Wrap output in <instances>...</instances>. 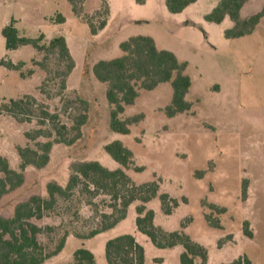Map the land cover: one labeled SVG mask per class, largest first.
I'll use <instances>...</instances> for the list:
<instances>
[{
    "label": "rangeland",
    "instance_id": "obj_1",
    "mask_svg": "<svg viewBox=\"0 0 264 264\" xmlns=\"http://www.w3.org/2000/svg\"><path fill=\"white\" fill-rule=\"evenodd\" d=\"M219 1L197 0L171 13L166 0H0V105L30 100L24 120L0 112V156L20 171L18 146L36 147L62 135L71 139L77 116L88 114L74 143H54L44 167L24 170V183L0 200V214L11 216L16 204L32 195L48 197L49 182L65 187L75 162L98 160L117 168L105 145L120 139L134 153L135 164L126 169L132 181H156L160 192L180 202L169 215L159 198L147 203L157 226L169 231L183 227L208 249V264L240 255L264 264V19L251 34L227 38L225 30L233 24L228 17L220 24L205 18ZM263 7L264 0H246L241 14ZM12 19L21 35L43 34L42 43L65 36L72 69L57 50L46 53L32 45L7 50L1 31ZM133 35H149L159 48L187 61L192 107L169 117L164 108L171 101L170 83L141 88L123 117L144 116L124 135L110 128L107 85L95 77L93 65L121 56L120 43ZM2 60L23 65L9 69ZM45 111L55 117L46 118ZM109 203V195L82 185L69 197L57 195L53 209L32 219L42 227L39 240L47 253L66 236L65 247L44 264H72L79 247L93 251L97 264H108L106 241L129 232L145 247L146 264H180L182 245L159 248L136 228L139 201L113 228L90 236L102 225L101 214L112 212ZM246 220L252 237L244 232Z\"/></svg>",
    "mask_w": 264,
    "mask_h": 264
},
{
    "label": "trees",
    "instance_id": "obj_2",
    "mask_svg": "<svg viewBox=\"0 0 264 264\" xmlns=\"http://www.w3.org/2000/svg\"><path fill=\"white\" fill-rule=\"evenodd\" d=\"M196 1L166 0V6L171 13H180ZM245 2L246 0H220L205 18L209 22L220 24L228 17L233 24L225 30L227 38L249 35L264 19V7L252 15L243 17L241 11ZM15 22V19H12L1 31L7 50H15L23 45H32L38 51L46 53L57 50L60 57L68 61V68L72 69L73 60L65 36L59 35L50 39L47 44L42 43L43 34L36 38L21 35ZM104 25L105 22L101 27ZM120 48L123 51L121 56L101 59L93 65L95 77L107 85L106 97L111 105L109 123L114 132L126 135L130 133L131 126L143 118L142 113L123 117L127 107L136 102L141 88L151 90L160 83H170L171 101L164 108L169 117L191 109L192 103L187 99V95L192 86V78L187 73V61H181L171 50L159 48L154 38L149 35L130 36L120 43ZM1 63L9 69H19L23 65V62L15 64L4 60ZM29 104L28 97L11 99L0 105V112L24 120L25 115L30 112ZM44 115L46 118L55 117L46 111ZM87 119V112L77 116L72 126L76 134L71 139L62 135L54 140L38 143L36 147L18 146L20 171L10 165L7 157L0 156V172L3 174L0 177V200L24 183V170L29 166L42 168L49 162L54 143H74L81 136L82 126ZM105 150L119 164L117 168L111 169L98 160L75 162L65 187L56 182H49L48 197L32 195L17 203L11 216L0 214V264H44L49 257L58 254L65 247L66 236L53 252L47 253L39 240L42 227L32 219H41L46 211L54 208L57 195L69 197L79 185L94 194L103 193L110 196L108 205L112 212L101 214L102 225L91 231L90 236L113 228L127 217L132 203L139 201L135 218L138 231L147 235L159 248L182 245L180 264H208V249L204 245L192 239L183 227L169 231L157 226L155 211L147 207L148 202L159 198L162 211L169 215L179 206V200L166 192H160V185L156 181L141 184L132 181L126 169L135 164L134 153L122 140L114 139L108 142ZM134 167L138 171L142 170V167ZM244 232L252 237L247 220L244 222ZM73 257L72 264H97L95 254L86 247L77 248ZM105 258L108 264H146V250L134 234L123 233L106 241ZM156 261L160 262L162 259L157 258ZM222 264L253 262L246 255H240Z\"/></svg>",
    "mask_w": 264,
    "mask_h": 264
},
{
    "label": "crops",
    "instance_id": "obj_3",
    "mask_svg": "<svg viewBox=\"0 0 264 264\" xmlns=\"http://www.w3.org/2000/svg\"><path fill=\"white\" fill-rule=\"evenodd\" d=\"M130 233V232H129ZM123 234V233H122ZM132 234H134V233H132ZM119 235V234H118ZM135 235V234H134ZM136 236V235H135Z\"/></svg>",
    "mask_w": 264,
    "mask_h": 264
}]
</instances>
